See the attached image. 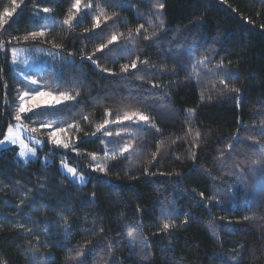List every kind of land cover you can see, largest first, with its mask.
<instances>
[{
	"label": "trees",
	"instance_id": "trees-1",
	"mask_svg": "<svg viewBox=\"0 0 264 264\" xmlns=\"http://www.w3.org/2000/svg\"><path fill=\"white\" fill-rule=\"evenodd\" d=\"M37 2L39 9H53L48 15L54 17L55 24L47 41L64 45L60 51L62 57L74 54V63L64 59L57 70L59 89H73L74 95V90L79 88L81 94L74 108L58 105L56 110L65 114V123H80L82 131L73 130L70 135L79 137L76 147L82 155L45 140L38 157L25 163L17 155V146L0 148V258L7 264H45V261L66 264L68 249H75L86 240L95 244L100 228H104L99 247L86 254L83 264H97L101 255L107 259L105 246L109 243L113 245V258H121L122 264H140L136 256H129V230L134 232L138 244L146 240L151 264H232L230 257L237 243L246 246L240 264H264V192L258 186L259 173L253 177L248 172L255 148L245 147L253 144L247 139L249 136L264 140L256 127L264 120V116L256 114L261 107L258 101L264 99V3L261 0H163L166 26L159 39L145 41L142 32L134 47L130 46L131 52L117 55L114 60L111 58L114 48L97 52L93 56L100 65L97 68L87 56L97 45L106 42L112 32L126 34L139 24H145L149 32L156 31L146 23L151 16L153 23L158 24L155 9L151 8L155 0H126L123 8L114 4L107 11L118 13L121 19L102 24L96 30L99 36L83 32L84 28H91L92 14L72 28L62 24L72 0ZM6 4L8 0H0V11ZM35 11L34 0H25L0 40L23 36L44 25V16L34 17ZM15 42L18 41H12ZM18 43L41 45L54 51L52 43L40 39ZM203 55L211 58L210 68L223 59L225 69L238 73V78H229L227 83L242 89L240 107L236 104V94L219 85L220 73L202 77L199 86L193 80H185L192 60ZM137 57L149 60L155 67L138 65V71L120 73L121 65L130 64ZM161 65L168 71L161 72ZM0 69L3 70L0 71V128L5 130L8 123L14 122L16 74L9 51H0ZM137 76H144V80ZM213 82H217L215 98L201 104V89L210 88ZM154 84L162 87L154 88ZM125 107L139 108L154 116L162 133L138 132L134 142L146 146L139 152L133 151L132 160L110 161L107 175L93 171L87 154L95 152L99 159L105 160L104 145L100 143L103 133L96 137L84 134L94 132L95 125L103 122L106 109L122 112ZM186 108H197L191 127L203 134L195 160L189 157L190 147L184 140L169 144L170 139L184 136L187 131ZM84 115L89 116L90 122L83 120ZM25 117L28 121L35 120L31 114ZM238 118L246 127L238 124ZM122 127L137 131L128 121ZM109 129L113 133L118 130L117 126ZM237 132L243 143H236L231 159L219 166L214 158L232 139L231 134ZM2 136L0 132V139ZM103 138L106 142L116 139ZM132 139L125 134L120 145ZM161 140L165 142V151L149 164L151 153ZM60 153H65L70 165L78 167L85 183H74L61 172ZM43 155L49 158L43 160ZM236 163L241 164L243 172L232 167ZM146 167L152 174H145ZM238 174L245 177L242 182ZM200 193H204V198ZM21 201L24 205L18 208ZM244 203L249 206H243ZM257 211L258 218L243 220ZM169 212L176 226L169 233L159 232ZM62 217H67L71 228L67 239ZM18 224L32 231L18 229ZM93 226L95 233L85 232ZM135 250L140 252L139 247Z\"/></svg>",
	"mask_w": 264,
	"mask_h": 264
},
{
	"label": "snow or ice",
	"instance_id": "snow-or-ice-1",
	"mask_svg": "<svg viewBox=\"0 0 264 264\" xmlns=\"http://www.w3.org/2000/svg\"><path fill=\"white\" fill-rule=\"evenodd\" d=\"M261 3H264V0H261ZM25 4V0H8V4L3 7V10L0 11V35L3 34V30L12 22L14 14L17 13L19 9ZM117 5L121 8L126 6V0H72L70 7L67 10L65 18L62 21L64 26L68 28H72L76 24H79L86 16L92 14V25L91 28H84V33H91L92 36H99L100 33L97 32V29H101L102 24H107V22L115 19H121L118 13L109 14L107 9L112 7L113 5ZM34 7L37 8V11L34 12V17H39L40 12L51 14L53 12L52 8L44 7L42 9L38 8L37 0H34ZM166 7L165 2L163 0H155L154 4H151V8L155 9L154 15L158 24H154L151 16L147 18L146 23L150 26L156 28V31L149 32L148 28L145 24H139L135 29H129L127 33H117L112 32L110 37L104 43H100L97 45L92 54L87 56V60L91 61L97 68L100 65L97 63L93 56L97 52H104L105 50H109L110 47L114 48L112 52V59L114 60L117 55H123L124 52H131V47H134L137 39L140 37L143 32V39L145 41L152 42L156 39H159V34L165 29V20L163 19L164 9ZM236 11V9H233ZM46 23L40 27L39 29L31 32L25 33L23 36L18 37H10L7 41L0 40V51H10L11 53V64H27L28 59H21V54L26 52L27 49L11 47L8 45L12 43L13 40L27 42L29 40H43L45 42L52 43L47 41V36L49 32L52 30V26L55 24V19L51 15H47L44 17ZM247 19V18H245ZM249 23H252L251 20H248ZM264 27V25H262ZM102 31V30H101ZM91 38V37H89ZM119 41H124L125 43L121 45L118 43ZM63 44L52 43V48L54 51H49L48 55L50 56H60V51L63 49ZM194 45L190 47V51L194 49ZM36 52L44 51L42 48H36ZM211 51H215L212 49ZM73 53H69L68 57H61V59H67L68 63H74L72 59ZM107 58V57H106ZM211 63V58L208 55L200 56L199 59H193L188 75L185 77V80H193L196 82L197 86H199L202 82V77L204 76H215L217 73H220V78L218 80L219 85L223 87V90L229 93L236 94V104L237 107H240L242 104V100L240 97V93L242 89L232 85L231 87L228 85L227 80L229 78H238V73H231L227 69H225L224 61L221 59L218 63L213 65L211 68L209 64ZM231 62H229L230 64ZM138 65H148L150 67H155L151 65V62L147 59L140 60L138 57L133 59L130 64H123L120 67V73L127 74L130 70H139ZM183 67V66H182ZM0 71H3L0 69ZM105 72H110L109 69H103ZM160 71H168L165 65L160 66ZM173 74H175V70H172ZM24 77V80L30 81L31 84H38V80L34 78V75H30L27 72H21ZM112 75H116V73H111ZM62 75V74H61ZM137 79L144 80V76H137ZM56 80L60 81V76L56 77ZM175 83V82H173ZM5 89L7 88V84H4ZM154 88L162 87L159 84H154ZM217 90V82H213L211 87H204L200 91L199 101L200 103L210 102L215 96ZM18 91V104L14 110V116L12 117L15 123H8L7 129L4 130L0 128V132H3V139H0V147H3L6 144L18 145L19 152L17 153L18 157L23 160L25 163H28V158L37 156V148L34 145H41L44 141L39 138L40 135H43L46 130L47 134V142L57 146L58 148L71 149L76 152L77 155H82L79 151H77L76 140L79 137L73 138L70 133L74 130L75 132L82 131L79 122L73 123H65L63 113H60L56 110L57 105H61L64 107H75V102L78 100L80 96V89L76 88L75 94L73 95V89H69L66 91H60L57 88L56 95H53L51 91H38L35 88H29L27 90L17 89ZM50 97V98H49ZM5 102H7V93H5ZM68 102H71L69 104ZM261 105L260 108L256 110V114L264 116V99L258 101ZM186 120L185 123L188 125L187 131L184 136H175L170 139L169 144L175 145L178 141L184 140L189 144L190 151L189 157L195 160L198 149L203 141V134L200 129H193L191 124L193 122V117L197 114V108H186ZM31 114V116L35 117V120L31 121L32 123L39 124L38 127L29 128V124L24 123L25 115ZM115 116V119H111V116ZM83 120L86 122H90V118L88 115L83 116ZM124 121L132 122L133 125L136 126L137 131H133L129 127H122ZM63 124V127H58L57 125ZM238 124L240 126L246 127L243 125L242 119L238 118ZM110 126H117L118 130L113 133L108 131ZM259 129V133L261 136H264V120H261L259 125L256 126ZM152 130H155L156 134H161L162 129L157 124L156 118L147 114L145 111H142L139 108L130 109L125 107L122 112L114 111L112 109L105 110V118L102 123L95 125V131L92 133H85V136L91 135L92 137H96L98 133H103V137L111 138L115 137L116 139L106 140L102 137L100 139V143L104 145V156L105 160L103 163H94L90 165L93 168V171L103 173L107 175L109 169L110 161H118L120 159L127 158L128 160H132L131 153L133 151L139 152L146 145H141L139 143H135L134 141L138 137V132L143 133V135H152ZM125 134L131 135L132 140H129L120 145L121 139ZM232 139L225 146V148L219 151L218 155L214 158L215 162L219 166H223L224 163L231 159L232 153L236 151L235 144L243 143V140L239 136V132L233 133ZM140 139L143 136L139 137ZM248 140L253 141L252 145H245V147L255 148L253 152V159L251 160V164L248 165V172L255 177L257 173H259L260 180L258 182L259 188L264 192V140L257 139L256 137L249 136ZM31 142V143H29ZM165 151V142L163 140L158 141L156 144V151L151 153V160L148 161L149 164L157 161ZM92 161H96L97 153H88L87 154ZM47 160V157L44 158ZM177 159H180L177 156ZM61 167L65 170L66 174L72 179V181L83 183L85 181V176L78 170V167L71 166L67 159L61 158ZM233 168L240 169L241 172L244 171V168L241 167L240 163H236L232 165ZM146 175L152 174L149 173L148 168L144 169ZM172 173H168L171 175ZM178 175V173H177ZM243 175L238 174V180H244ZM253 183H257V181H253ZM43 187V185H40ZM31 191V190H29ZM231 191V188L229 189ZM93 199L95 198V193L92 194ZM201 198H204V193H200ZM27 199V195H26ZM209 200H214L215 197H208ZM219 202V201H217ZM24 205V201H21L19 207ZM245 207L249 206L247 203H244ZM139 210V209H138ZM168 216L167 219H164L161 223V227L158 229L159 232L169 233L171 229L175 228L176 221L171 218V213H166ZM259 217V212H253L251 215H246L243 217L244 221L254 220ZM63 223L65 226V239H67L71 234V228L68 226L67 217H62ZM184 224L187 221L183 222ZM18 229H21L25 232H31L30 228H26L23 224L16 225ZM106 230L104 228H100L99 235L96 240V243L93 244L92 240H86L84 243L79 244L75 249H68L69 255L65 258L66 264H83V258L89 251H92L99 247L100 242L103 240V234ZM86 233H95V226L86 229ZM127 237L130 242V251L129 256H136L140 264H143L144 261H148V264H151L150 261V251L149 246L147 245L146 240L141 241L139 244L136 241V236L133 231L129 230L127 232ZM107 248V256L105 259L103 255H101L97 261V264H122V259L117 257L113 258L112 248L113 245L111 243L105 246ZM139 247L140 252H137L135 249ZM246 246L243 243H237L236 248H234L233 255L230 257L232 264H240V260L243 256L244 248ZM143 253V254H142ZM127 258V257H124ZM256 258L255 256L253 257ZM51 257H49V260ZM0 264H7V261L3 258H0ZM45 264H48V261H45Z\"/></svg>",
	"mask_w": 264,
	"mask_h": 264
},
{
	"label": "rangeland",
	"instance_id": "rangeland-1",
	"mask_svg": "<svg viewBox=\"0 0 264 264\" xmlns=\"http://www.w3.org/2000/svg\"><path fill=\"white\" fill-rule=\"evenodd\" d=\"M39 15H40V17L41 16L45 17L48 14H46V13L43 14L40 12ZM42 26L43 25H41L40 27H42ZM8 47L9 48L17 47V48L27 49L26 52L21 54V59H28L27 64H18V65H12L11 64L12 70L16 74L14 84H13L14 96H13V102H12V105H13L12 115L14 116V110H15L16 105L18 104V100H17V96H18L17 89L18 88L24 89V90H27L29 88H35L38 91H45V92L51 91L53 95L57 94L55 91L57 88H59V83L56 80V77L58 76V73H59V72H57V70L60 68V66L64 63L65 60L61 59V57H62L61 54H60V56H55V57L48 55V52L50 50H48L47 48H45L41 45L21 44V43L15 42V43H11L10 45H8ZM36 48H42V49H44V51L36 52L35 51ZM63 57L67 58L66 55H64ZM10 62H11V53H10ZM21 72H27L30 75H34V78H36L38 80V84L33 85V84H31L30 81L24 80V77L21 74ZM60 91H62V90H60ZM27 119H28V117H25L24 123L29 124V128L39 126V124L32 123L31 121H28ZM13 123H15V121ZM130 123H132V122H130ZM57 126L63 127L64 125L59 124ZM6 129H7V127L5 128V130ZM108 131H110L109 128H108ZM39 138H41L43 141L47 140L46 130L44 131L43 135L39 136ZM1 139H3V136ZM29 143H31V142H29ZM9 145L11 146V144H6L3 147L9 146ZM15 146L18 147V152H19V146L18 145H15ZM34 146L37 148V156L36 157H38L39 150L42 148L43 143L41 145H34ZM0 148H2V147H0ZM65 150H67V149H65ZM59 156L61 158L62 157L66 158L65 153H60ZM36 157H30V158H28V160H30L32 158L35 159ZM45 157L49 158L48 155H46V156L43 155L42 159L44 160ZM103 162H104L103 159H99L97 157L96 161H92L90 163V165H92L94 163H103ZM59 167H60L61 172L64 175H66L69 179H71L66 174L65 170L61 167V162L59 164ZM73 167H77V166H73ZM78 183H80V182H78ZM83 183H85V181Z\"/></svg>",
	"mask_w": 264,
	"mask_h": 264
}]
</instances>
